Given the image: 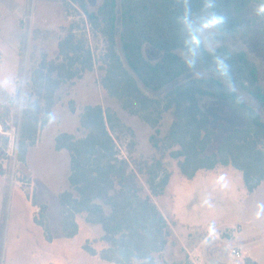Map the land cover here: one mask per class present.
Segmentation results:
<instances>
[{
    "label": "trees",
    "instance_id": "obj_1",
    "mask_svg": "<svg viewBox=\"0 0 264 264\" xmlns=\"http://www.w3.org/2000/svg\"><path fill=\"white\" fill-rule=\"evenodd\" d=\"M226 1L239 9L248 5V0ZM62 4L67 13L81 17L82 24L75 21L62 28L64 34L57 42L54 60L43 52L36 65L30 67L32 99L22 109L15 147L19 171L27 175L26 154L35 145L39 131L50 122L60 87L73 84L97 68L99 85L106 95L153 129L148 141L155 154L133 158L135 141L131 140L126 145L128 157H122L116 140L125 134L133 138L132 129L109 106L83 105L78 114L83 136L62 132L54 138V149L67 151L70 162L68 188L58 195L61 232L67 238L75 236L77 217L82 216L85 223L100 227V241L105 244L99 251L84 244L82 250L89 256L111 264H157L156 255L165 251L171 236L166 218L153 201V197L163 194L169 182L170 174L162 161L165 155L176 161L179 173L187 179H193L199 171L230 166L241 172L249 194L264 180V120L254 107L264 115L260 69L247 53L225 45L241 95L246 94L253 102L243 96L240 105H229L215 80L201 84L194 75L186 82L187 72L173 53V7L165 0H101L95 10H90L86 0H62ZM228 14L235 32L237 18L233 12ZM88 32L102 37L106 43L97 58L89 45ZM145 44L161 53L157 61L145 59ZM34 55L32 49L31 62ZM203 99L220 102L245 121V125L225 133L212 152L208 147L217 132L213 128L214 118L200 105ZM12 104L9 101L3 108L6 119ZM68 107L75 113L74 101H69ZM167 113L171 120L161 133ZM3 124L7 132L9 128ZM216 125L220 130L224 128L222 121ZM1 140L3 175L8 138L2 135ZM47 209V205H40L33 222L50 239ZM171 264L193 263L185 256L182 262ZM244 264L258 263L246 257Z\"/></svg>",
    "mask_w": 264,
    "mask_h": 264
},
{
    "label": "rangeland",
    "instance_id": "obj_2",
    "mask_svg": "<svg viewBox=\"0 0 264 264\" xmlns=\"http://www.w3.org/2000/svg\"><path fill=\"white\" fill-rule=\"evenodd\" d=\"M86 1L90 10L101 3V0ZM255 6L256 0H248V5L241 9L223 0L222 9L233 12L238 24L225 45L247 53L260 69L264 83V19L255 15ZM80 18L74 12L67 13L62 0H0V147L3 144L1 136L8 138L4 148L7 158L2 161L4 174H0V264H111L82 250L86 243L96 251L105 246L100 241L99 226L87 224L78 216L75 236L65 237L60 228L58 195L68 188L70 162L67 151L54 149V138L62 132L83 136L78 125L83 105L109 106L132 129L133 138L125 134L116 140L122 157H128L126 145L131 140L135 141L133 158L155 154L148 141L153 129L106 95L99 85L100 73L95 68L57 91L51 120L39 131L35 145L26 154L27 175L19 171L15 147L22 109L32 99L30 67L36 65L43 52L48 59L54 60L57 42L64 34L62 28L75 21L81 25ZM34 30H38L37 33ZM89 45L95 58L106 48L104 39L91 33ZM32 49L35 55L31 62ZM143 54L149 62L161 56L147 44L143 46ZM243 96L252 102L246 94ZM9 101L13 104L9 119H6L3 108ZM69 101H74L75 113L70 112ZM200 105L214 118L213 128L217 132L208 147L209 152L214 151L225 133L245 125L239 115L218 101L203 99ZM254 107L264 120L261 110ZM170 120L169 114H165L161 133L166 131ZM217 121L224 122L223 129L217 128ZM3 122L9 128L7 132H4ZM262 147L264 150V145ZM162 161L170 174L169 182L163 194L153 197V201L166 218L171 236L165 251L156 255L157 264L182 262L185 256L189 258L187 252L194 250L196 264H244L243 252L256 263L264 264V215L261 219L255 218L259 210L257 205L264 203V180L249 194L241 172L230 166L199 171L193 179H187L179 173L175 160L165 155ZM141 182L143 184L142 178ZM42 204L48 208L50 239L43 228L33 222ZM233 248L240 252L241 259L231 254Z\"/></svg>",
    "mask_w": 264,
    "mask_h": 264
},
{
    "label": "clouds",
    "instance_id": "obj_3",
    "mask_svg": "<svg viewBox=\"0 0 264 264\" xmlns=\"http://www.w3.org/2000/svg\"><path fill=\"white\" fill-rule=\"evenodd\" d=\"M173 7L176 36L174 55L183 64L187 79L194 75L201 84L215 80L223 89L229 105L244 102L234 74L231 56L224 50L227 38L234 34L230 15L223 0H165ZM255 15L264 19V0H256ZM224 177H221L223 179ZM256 219L264 215V203L257 205Z\"/></svg>",
    "mask_w": 264,
    "mask_h": 264
},
{
    "label": "crops",
    "instance_id": "obj_4",
    "mask_svg": "<svg viewBox=\"0 0 264 264\" xmlns=\"http://www.w3.org/2000/svg\"><path fill=\"white\" fill-rule=\"evenodd\" d=\"M193 252V253H192ZM194 252H195V250L194 251H188L187 253H188V255H189V259L192 261V263L193 264H196L195 263V260L193 259V257L194 256H197V254H194ZM193 255V256H192ZM243 255H244V257L246 256L247 257V255H246V253L245 252H243ZM217 264V263H216Z\"/></svg>",
    "mask_w": 264,
    "mask_h": 264
},
{
    "label": "built area",
    "instance_id": "obj_5",
    "mask_svg": "<svg viewBox=\"0 0 264 264\" xmlns=\"http://www.w3.org/2000/svg\"><path fill=\"white\" fill-rule=\"evenodd\" d=\"M231 254H232L235 258H237V259H241V258H242L240 252H238L235 248H233V249L231 250Z\"/></svg>",
    "mask_w": 264,
    "mask_h": 264
}]
</instances>
